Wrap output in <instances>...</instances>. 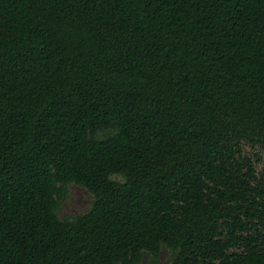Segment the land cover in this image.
I'll return each mask as SVG.
<instances>
[{
    "label": "trees",
    "instance_id": "obj_1",
    "mask_svg": "<svg viewBox=\"0 0 264 264\" xmlns=\"http://www.w3.org/2000/svg\"><path fill=\"white\" fill-rule=\"evenodd\" d=\"M143 259L264 264V0H0V264Z\"/></svg>",
    "mask_w": 264,
    "mask_h": 264
},
{
    "label": "rangeland",
    "instance_id": "obj_2",
    "mask_svg": "<svg viewBox=\"0 0 264 264\" xmlns=\"http://www.w3.org/2000/svg\"><path fill=\"white\" fill-rule=\"evenodd\" d=\"M67 192L65 197L60 201L59 215L69 216L83 214L88 211L92 202V195L83 187L74 183L66 186ZM170 257L169 251L163 250L160 254V261H166ZM138 264H148L143 259Z\"/></svg>",
    "mask_w": 264,
    "mask_h": 264
}]
</instances>
